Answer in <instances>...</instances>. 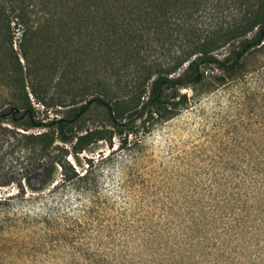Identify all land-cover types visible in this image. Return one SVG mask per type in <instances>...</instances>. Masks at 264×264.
Returning <instances> with one entry per match:
<instances>
[{"label":"rangeland","instance_id":"1","mask_svg":"<svg viewBox=\"0 0 264 264\" xmlns=\"http://www.w3.org/2000/svg\"><path fill=\"white\" fill-rule=\"evenodd\" d=\"M10 31L12 50L0 36L3 56L22 66L21 42L34 57L47 45H29L13 23ZM52 32L64 46L62 35L73 28ZM236 46L214 55L221 61ZM197 75L172 106L133 117L131 133L121 127L119 134L108 113L92 106L77 125L106 138L83 150L73 142V153L68 146L73 186L57 184L58 171L46 183L33 159L9 147L7 117L0 124V264H264V41L233 71L201 66ZM13 77L0 71V114L13 100L25 103L27 93L43 122L66 115L68 107L43 105L64 89L46 94L37 85L32 94L27 79L15 86Z\"/></svg>","mask_w":264,"mask_h":264},{"label":"trees","instance_id":"2","mask_svg":"<svg viewBox=\"0 0 264 264\" xmlns=\"http://www.w3.org/2000/svg\"><path fill=\"white\" fill-rule=\"evenodd\" d=\"M232 9L238 14L230 15ZM12 23L29 45L36 46L37 40L47 45L34 57L21 42L24 66L17 57L11 61L7 52L3 56L0 47L5 57L0 71L10 69L15 86L27 79L32 94L37 85L46 94L64 89L65 94L57 93L43 105L68 111L43 122L26 93L25 103L13 100L10 110L0 114V124L10 118L13 128L4 130L9 147L33 159L46 183L58 171L57 184L73 186L68 146L73 153V142L83 150L106 138L103 130L81 133L77 122L82 115L100 107L119 134L121 127L131 133L133 117L172 106L179 88L201 79L199 67L233 71L264 41V0H0V36L11 50ZM55 26L73 28V34L62 35L67 37L64 46L50 39L60 37L52 32ZM72 36L79 40L73 49ZM235 41L223 60L215 57ZM166 90L174 93L168 96ZM125 117L126 123L118 122ZM33 129L41 131L28 133Z\"/></svg>","mask_w":264,"mask_h":264},{"label":"water","instance_id":"3","mask_svg":"<svg viewBox=\"0 0 264 264\" xmlns=\"http://www.w3.org/2000/svg\"><path fill=\"white\" fill-rule=\"evenodd\" d=\"M262 35H263V37H264V32H263V34H262Z\"/></svg>","mask_w":264,"mask_h":264}]
</instances>
